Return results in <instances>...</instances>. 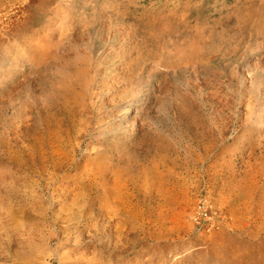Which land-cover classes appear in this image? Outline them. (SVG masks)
I'll list each match as a JSON object with an SVG mask.
<instances>
[{"label":"rangeland","instance_id":"374dc122","mask_svg":"<svg viewBox=\"0 0 264 264\" xmlns=\"http://www.w3.org/2000/svg\"><path fill=\"white\" fill-rule=\"evenodd\" d=\"M26 1L0 0V264H264L262 0Z\"/></svg>","mask_w":264,"mask_h":264},{"label":"bare ground","instance_id":"6f19581e","mask_svg":"<svg viewBox=\"0 0 264 264\" xmlns=\"http://www.w3.org/2000/svg\"><path fill=\"white\" fill-rule=\"evenodd\" d=\"M37 1L38 0H27L25 6L21 9V12L33 10V4H35ZM262 2L263 4L261 7H258L256 9L253 8L254 6L249 7V10L238 18L237 22L240 26L244 27L243 29L244 32L248 31L249 25L252 23V21L254 22L256 21L254 20V18L264 17L263 14L264 0H262ZM28 18L30 19L31 23H29L30 25H29V29H27L28 31L27 34L24 35L23 37L19 36L15 42L16 50L13 53L16 55V59H15L16 65L14 69L19 68L20 65L23 63L22 62L23 60L27 62H31V57L41 56V53H43L44 51L43 39L39 38L38 36L40 34L39 33L36 34V31L32 28V26L34 27V25L36 24L38 17L33 19L32 15H30L28 16ZM11 73H12V68H9L7 77H9ZM132 127H134V125ZM251 174H252L251 172L246 173L244 174V176L238 178L239 189L237 192H235V195L242 203L246 202L248 198L258 193L256 189L252 190L251 188L252 184L248 185L249 180L251 179ZM14 185H15L14 187L19 186V184H14ZM10 219H12L11 216ZM17 245L18 247L15 248L13 246L11 248V251L12 253L14 252V257H16V259L20 261V263L18 264H42L38 262L39 260L37 257L38 252L31 243L25 242V244L20 243ZM7 254H9L8 250L2 251V249H0V257H3V259H5ZM57 255H58L59 264H73L74 262L72 257H70L68 254H57Z\"/></svg>","mask_w":264,"mask_h":264},{"label":"built area","instance_id":"2783aa9c","mask_svg":"<svg viewBox=\"0 0 264 264\" xmlns=\"http://www.w3.org/2000/svg\"><path fill=\"white\" fill-rule=\"evenodd\" d=\"M209 206L206 201L200 202V205L197 210V214L194 216V220H205L209 221L211 218H209Z\"/></svg>","mask_w":264,"mask_h":264}]
</instances>
